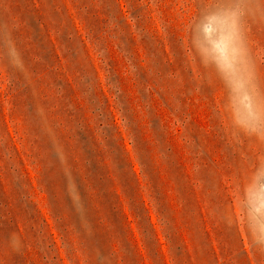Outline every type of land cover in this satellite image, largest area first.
Here are the masks:
<instances>
[{
    "label": "rangeland",
    "instance_id": "1",
    "mask_svg": "<svg viewBox=\"0 0 264 264\" xmlns=\"http://www.w3.org/2000/svg\"><path fill=\"white\" fill-rule=\"evenodd\" d=\"M259 102L264 0H0V264H264Z\"/></svg>",
    "mask_w": 264,
    "mask_h": 264
},
{
    "label": "clouds",
    "instance_id": "2",
    "mask_svg": "<svg viewBox=\"0 0 264 264\" xmlns=\"http://www.w3.org/2000/svg\"><path fill=\"white\" fill-rule=\"evenodd\" d=\"M242 12L238 10L232 14L234 27H239V17ZM235 127L238 132L246 136H255L264 139V102L254 103L246 113L245 118ZM239 223L251 237L254 244L264 247V198L240 202L237 205ZM231 222H237L236 216L229 217Z\"/></svg>",
    "mask_w": 264,
    "mask_h": 264
}]
</instances>
